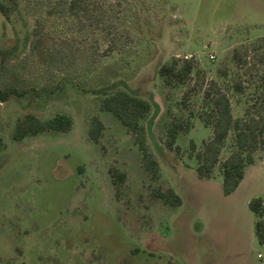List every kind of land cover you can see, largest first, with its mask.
Masks as SVG:
<instances>
[{
	"label": "rangeland",
	"instance_id": "374dc122",
	"mask_svg": "<svg viewBox=\"0 0 264 264\" xmlns=\"http://www.w3.org/2000/svg\"><path fill=\"white\" fill-rule=\"evenodd\" d=\"M68 1L0 0V91L10 93L0 103V264H264L247 207L264 198V151L227 194L217 166L199 179L188 143L199 150L210 129L197 118L193 71L183 86L166 87L157 75L175 58L228 88L236 72L230 52L264 38V0H88L78 18ZM113 86L149 102L146 142L180 206L151 199L157 184L129 133L99 109L96 92ZM230 101L239 116L242 99ZM28 113H64L73 126L12 141ZM92 116L102 124L97 143L88 136ZM172 117L186 128L175 139L178 153L164 146ZM229 144L230 136L221 159ZM110 167L126 176L117 197Z\"/></svg>",
	"mask_w": 264,
	"mask_h": 264
},
{
	"label": "trees",
	"instance_id": "16d2710c",
	"mask_svg": "<svg viewBox=\"0 0 264 264\" xmlns=\"http://www.w3.org/2000/svg\"><path fill=\"white\" fill-rule=\"evenodd\" d=\"M68 13L75 18L84 16L89 11L88 0H70L66 3ZM0 10L3 7L0 5ZM40 40L37 39L32 48L35 51ZM48 55H42L47 58ZM249 58V59H248ZM45 60V59H44ZM230 60L236 70L235 76L228 88L221 87L214 80L205 81L201 71L195 70L191 61H178L171 58L157 68V75L166 87L183 86L191 80L192 89L200 92V105L197 118L202 126L210 129V136L203 141L199 150L189 141L188 147L194 160V172L199 179L212 178V172L217 166L224 194L231 192L244 176V170L251 165L258 152L264 151V38L234 48L230 52ZM222 76L224 71H217ZM186 90L182 94L181 103L188 96ZM100 95L98 107L101 111L110 113L129 133L133 144L139 153V163L147 175L151 187V199L160 201L170 208L180 206L181 199L168 185H161L162 174L158 161L146 142L145 121L150 113L149 102L138 96L134 91L113 86L110 90H98ZM242 99V112L239 116L232 115L231 97ZM10 96L9 91H0V103ZM73 126L69 115L56 113L49 118H41L28 113L16 120L11 139L19 142L27 137L37 136L47 132L68 133ZM183 124L173 118L166 124L164 146L167 150L178 153L175 139L180 132L185 131ZM102 124L92 116L88 136L97 143ZM230 144L227 155L220 158L227 138ZM0 136V150L3 148ZM110 182L115 190V197L120 185L125 180V173L114 167L108 169ZM248 210L254 216V235L259 245L264 244V198H251L247 203Z\"/></svg>",
	"mask_w": 264,
	"mask_h": 264
},
{
	"label": "flooded vegetation",
	"instance_id": "af4514ba",
	"mask_svg": "<svg viewBox=\"0 0 264 264\" xmlns=\"http://www.w3.org/2000/svg\"><path fill=\"white\" fill-rule=\"evenodd\" d=\"M0 5L3 7V5L0 3ZM3 11H4V9H3ZM0 13H1V15L3 16V17H5L6 18V13L5 12H2L1 10H0Z\"/></svg>",
	"mask_w": 264,
	"mask_h": 264
}]
</instances>
